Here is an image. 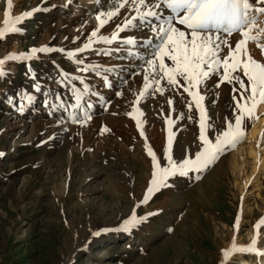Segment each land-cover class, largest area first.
Returning a JSON list of instances; mask_svg holds the SVG:
<instances>
[{"label": "rangeland", "instance_id": "1", "mask_svg": "<svg viewBox=\"0 0 264 264\" xmlns=\"http://www.w3.org/2000/svg\"><path fill=\"white\" fill-rule=\"evenodd\" d=\"M249 2L253 10L264 7L256 0ZM8 5L10 21L25 11L32 15L16 23L19 31H6L0 38V59L7 53L25 54L23 60L4 64L8 75L0 79V264H243V260L264 264V255L255 253L221 256L232 244L245 247L254 237L256 251L264 253V223H260L264 217V101L256 103L251 118L245 119L241 140L200 173L199 179L194 172L171 177L141 204L151 179L145 138L158 161L163 160L166 142L177 161L194 154L200 120L195 104L189 108L191 98L186 93H174L165 86L164 95L154 90L146 93V102L138 105L142 117L132 111L142 76L133 81L130 72L143 73L147 67L137 64L135 56L127 57L129 51H145L140 40L149 32L139 22L124 29L120 40L111 44L92 38L95 52L108 51L109 56L85 52L69 58L67 53L89 42L97 13L108 19V11L119 9L98 31L110 39L118 24L141 15L144 9L137 11L133 0H0V29L6 28ZM257 24L251 35L259 34V38L249 40L246 47L253 59L264 63L257 47L264 44L260 32L264 19H257ZM124 38L134 39L135 45L126 46L120 42ZM44 47L65 52H32L29 58L30 50ZM117 47L121 52H116ZM226 54L224 48L221 56ZM80 60L101 65L100 77L77 72ZM60 69L68 73L63 84ZM73 76L78 79L73 81ZM104 76L116 89L101 86ZM126 77L128 83L121 84ZM215 81L214 76L207 87L199 89L205 95L203 108L213 137L224 128L234 107L232 85L214 89ZM34 84L43 91L36 93ZM85 85L89 93H84ZM73 86L82 94L79 102L72 98ZM115 90L121 91L120 98ZM91 92L110 98L111 103L105 108ZM57 94L63 98L55 113L56 118L63 117L59 125L49 115ZM9 97L15 98V107ZM169 98L174 101V114L183 119L166 126ZM89 101L94 106L91 119H86L80 109L88 111ZM73 115L82 123H73ZM133 117L141 120L145 138ZM148 117L159 122L160 130L153 132L146 126ZM133 211L143 219L128 231L118 230Z\"/></svg>", "mask_w": 264, "mask_h": 264}, {"label": "snow or ice", "instance_id": "2", "mask_svg": "<svg viewBox=\"0 0 264 264\" xmlns=\"http://www.w3.org/2000/svg\"><path fill=\"white\" fill-rule=\"evenodd\" d=\"M136 5V10L141 11V15L132 16L131 19H125L122 24L116 26V30L111 34V38L99 36L98 31L104 25L114 18L119 9L108 11L106 13L108 19H104V13H97V26L88 34V41L75 51H68L69 58H74L76 53L83 55L85 52H95L92 48V38H97L96 42H104L111 44L113 41L120 40V33L124 29L130 27L135 22H139L145 26L149 34L140 40V44L144 46L145 51L141 54L140 50L129 51L127 57L131 60L133 56L136 57L137 64L146 63L143 73L133 69L130 76L133 81L137 77L142 76L139 87V94L135 96L132 101V111L136 112L139 117L144 115L138 105L141 101L146 102V93L149 90H154L160 95H164L165 86L171 89L174 93L187 94L191 98L188 107L195 104L196 112L200 116L199 120V135H198V150L189 153L181 160L173 159L170 153V147L166 142L163 148V160L158 161L156 153L149 147L145 138V133L141 124V120L133 117L136 123L137 131L142 138H145L144 148L147 155L151 159V179L143 195V199L139 203H145L149 199V195L154 190H159L160 187L166 186L171 177L187 176L190 173H196V179H199V174L202 173L210 165L214 164L217 159L228 149L237 144L242 136L243 124L245 119H250L253 114L255 104L264 101V63L257 62L253 59L246 43L249 40H257L259 34L251 35L254 27H257V15L264 14V7L256 6L253 12V4L249 0H133ZM257 5L264 4V0H256ZM125 5H120L123 8ZM8 5L4 11L5 29H0V38L4 37L5 32H17L19 29L15 27L16 23L21 21L25 16L32 15L31 11H25L21 15L15 17L10 21ZM164 9L165 13L161 12ZM38 10V9H37ZM11 23V27H7ZM183 26V30L180 27ZM264 33V28L260 29ZM238 33L239 38L234 34ZM229 37L234 40V47L230 45ZM126 46L135 45L134 39L124 38L122 41ZM264 55V44H257ZM227 48V54L221 56V52ZM50 51H58L64 53V49H49L47 47L40 49H32L28 53L29 58L32 52L47 53ZM116 52H121L119 47ZM96 55L109 56L111 53L95 52ZM25 54L19 55L7 53L0 59V79H6L8 73L3 70V65L7 62L23 60ZM55 66V65H54ZM101 65L84 64V61H76V71L82 73H93L100 77L98 71ZM149 70L151 74H149ZM242 72V76L239 74ZM59 76L63 84L64 78L68 73L60 69ZM216 77L213 84L214 89H218L222 84L232 85L231 91L232 103L234 105L231 110V116L225 119V125L222 130H218L213 137V133L209 131L211 125L207 122L206 112L203 104L205 95L199 89L207 87V82ZM246 78V85L245 80ZM49 79V77H45ZM73 81L78 77L73 76ZM102 87L110 90L116 89V85L112 84L107 76L102 78ZM79 83L84 84V80L80 79ZM128 83V78L121 81V84ZM236 85L239 87L237 88ZM36 93H41L43 88L41 86L33 85ZM182 89V93L180 90ZM84 93H89V86L85 85ZM238 94V95H237ZM91 95L96 96L98 101H102L105 108L111 103L110 98H104L99 92H91ZM122 95L120 90H115V96L120 98ZM82 94L79 90L72 87V98L79 102ZM15 107V98H7ZM28 100L32 97L28 96ZM56 103L52 107L49 115L56 119L59 125L60 118H56L55 113L59 110L63 103V98L58 94L54 97ZM215 102V101H213ZM42 105L46 104V100L41 101ZM66 106V105H65ZM93 103H87L86 111L81 108V115L86 119H91V109ZM169 111L165 115L164 123L167 126L173 121H180L183 119L182 115L174 114V101L172 98L168 99ZM132 116V113H128ZM73 123H82L78 121L76 116L71 117ZM102 132L105 128L102 126ZM167 131V128L165 129ZM66 131V129H65ZM52 139V137H50ZM143 218H137L135 211L126 218L120 225V231H128L134 225L138 224ZM260 223H264V217L261 218ZM258 226V225H257ZM234 228L236 225L234 224ZM98 235V233H93ZM256 239L245 246L237 248L232 244L228 249L221 252L223 258H227L230 252H244L255 253L260 256L264 253L257 252L255 249ZM223 264V261H222Z\"/></svg>", "mask_w": 264, "mask_h": 264}, {"label": "bare ground", "instance_id": "3", "mask_svg": "<svg viewBox=\"0 0 264 264\" xmlns=\"http://www.w3.org/2000/svg\"><path fill=\"white\" fill-rule=\"evenodd\" d=\"M161 12L162 13H165V15H167V13L165 12V10L164 9H161ZM253 12H254V10H253ZM257 19H260V21L262 22L263 21V19H264V14H260V15H258V17H257ZM234 36L236 37V38H239V34L238 33H236V34H234ZM229 39H230V45L231 46H233L234 47V40H233V38H231V37H229ZM246 46H247V44H246ZM247 49H249L248 47H247ZM226 52H227V48H226ZM253 52V51H252ZM254 53H256V52H254ZM261 55V54H260ZM220 91H221V96H222V94L224 93V91H225V88H224V86H223V88L222 89H219ZM148 120H147V124H146V126H150L152 129H153V132H155V131H157V130H160L159 129V122H157V121H152L151 120V118L150 117H148L147 118ZM244 123H246L245 121H244ZM244 126V125H243ZM155 136V135H154ZM240 191H242V189H240ZM241 199L245 196V195H243V193L241 192ZM263 198H264V196H263ZM247 223V222H246ZM246 223H244V224H246ZM243 264H248V261L247 260H243V262H242Z\"/></svg>", "mask_w": 264, "mask_h": 264}]
</instances>
